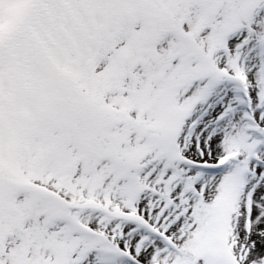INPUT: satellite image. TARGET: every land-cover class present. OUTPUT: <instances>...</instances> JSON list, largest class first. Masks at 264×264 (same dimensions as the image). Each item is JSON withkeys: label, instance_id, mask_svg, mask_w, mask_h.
Returning a JSON list of instances; mask_svg holds the SVG:
<instances>
[{"label": "snow or ice", "instance_id": "snow-or-ice-1", "mask_svg": "<svg viewBox=\"0 0 264 264\" xmlns=\"http://www.w3.org/2000/svg\"><path fill=\"white\" fill-rule=\"evenodd\" d=\"M0 264H264V0H0Z\"/></svg>", "mask_w": 264, "mask_h": 264}]
</instances>
